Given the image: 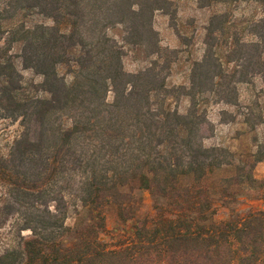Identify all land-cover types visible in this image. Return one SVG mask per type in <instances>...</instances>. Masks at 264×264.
Here are the masks:
<instances>
[{
  "label": "trees",
  "instance_id": "trees-1",
  "mask_svg": "<svg viewBox=\"0 0 264 264\" xmlns=\"http://www.w3.org/2000/svg\"><path fill=\"white\" fill-rule=\"evenodd\" d=\"M198 2L261 14L211 15L187 83L169 85L179 51L153 27L169 0H0V117L20 128L0 154V264H264V205L242 207L264 204V0ZM129 51L150 61L126 71ZM218 102L242 110L252 147L205 145Z\"/></svg>",
  "mask_w": 264,
  "mask_h": 264
},
{
  "label": "rangeland",
  "instance_id": "rangeland-1",
  "mask_svg": "<svg viewBox=\"0 0 264 264\" xmlns=\"http://www.w3.org/2000/svg\"><path fill=\"white\" fill-rule=\"evenodd\" d=\"M170 3L163 11L158 10L154 13L153 27L158 32L160 45L162 48L174 49L179 51L177 57L172 64L170 74L167 78L169 85H179L187 83L188 70L191 63L202 57L204 51L205 26L214 13L223 12L228 9H233L236 17L246 23L251 19L257 18L261 14L259 6L253 2H240L236 6H229L225 3L213 2L210 5L202 6L198 0H169ZM206 3V0H202ZM40 19V18H37ZM18 46L15 45L13 52H19ZM140 59V60H138ZM138 59L133 58L132 52H128L123 58V66L126 71L134 72L140 67L145 66L150 61V58H144L140 55ZM144 59V60H141ZM22 74V80L26 84H36L41 80V77L34 74L30 69H23L19 65ZM248 73L254 85L249 87L253 91H258L262 85L259 76L256 73ZM167 70H163L166 73ZM246 89L241 90L242 98L247 101L249 95L252 96ZM259 102L264 103V93L259 97ZM173 104L180 112H185L188 108L189 101L185 97H180L173 100ZM237 107L225 105L224 103H209L207 105V116L211 123L212 132L204 139L205 145H227L235 151L245 150L246 147H252V135L244 137V139L235 138L237 131L241 130L242 125L239 122V112ZM235 118V121L231 119ZM18 121L9 118L0 117V154H6L13 140L19 134ZM263 127L258 129V136L263 135ZM248 149V148H247ZM254 176L258 179L264 178V160L256 164L254 168ZM143 198V207L145 210H150L151 198L148 192H140ZM252 206L253 208H262L263 202L257 198H250L243 206ZM108 226L113 227L116 224L115 211H110ZM224 212L221 210L218 217H223ZM73 214L72 209L69 210L66 223L72 224ZM27 233L26 231L24 232Z\"/></svg>",
  "mask_w": 264,
  "mask_h": 264
}]
</instances>
